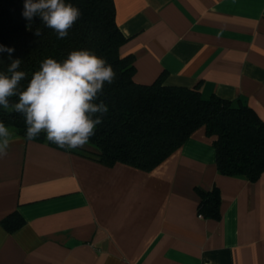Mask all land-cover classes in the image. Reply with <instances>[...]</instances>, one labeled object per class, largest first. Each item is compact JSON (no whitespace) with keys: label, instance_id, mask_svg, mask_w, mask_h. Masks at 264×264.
<instances>
[{"label":"crops","instance_id":"crops-1","mask_svg":"<svg viewBox=\"0 0 264 264\" xmlns=\"http://www.w3.org/2000/svg\"><path fill=\"white\" fill-rule=\"evenodd\" d=\"M134 79L163 75L264 120V0H113ZM0 158V264H264V172L223 175L203 131L155 168L106 166L12 130ZM216 186L219 217L200 215ZM18 212L13 232L1 223Z\"/></svg>","mask_w":264,"mask_h":264},{"label":"trees","instance_id":"trees-1","mask_svg":"<svg viewBox=\"0 0 264 264\" xmlns=\"http://www.w3.org/2000/svg\"><path fill=\"white\" fill-rule=\"evenodd\" d=\"M24 3L25 0H0V45L14 49L11 55L0 53V73L7 74L11 61L20 59L17 70L26 73L20 90L27 87L46 58L63 62L74 50L94 52L116 73L114 81L106 82L94 101H103L108 112L87 143L90 150H84L83 155L106 166L124 163L149 171L191 135L203 131L211 138L215 164L221 174L255 181L264 172V120L251 108L216 96L203 98L198 88L165 85L163 75L150 83L134 79V56L120 52L127 39L116 23L113 0H65L77 7L81 15L64 39H58L41 17L26 20L22 15ZM37 29L40 36L35 35ZM9 101L10 105L18 102V96ZM0 122L26 138V122L21 113L0 107ZM45 135L41 132L34 140ZM198 194V213L218 218L217 187L199 189ZM23 222L18 212L1 221L10 232Z\"/></svg>","mask_w":264,"mask_h":264},{"label":"clouds","instance_id":"clouds-1","mask_svg":"<svg viewBox=\"0 0 264 264\" xmlns=\"http://www.w3.org/2000/svg\"><path fill=\"white\" fill-rule=\"evenodd\" d=\"M26 20L39 16L45 26L64 39L68 30L79 19L81 12L65 0H25L22 12ZM40 36L41 31L36 30ZM14 51L0 45V53ZM20 59L11 61L7 74L0 73V107L21 113L26 122V139L32 141L41 132L60 148L83 147L103 122L108 107L103 101L95 103L104 84H111L115 71L106 61L89 50L71 51L63 62L46 58L38 71L32 74L24 90L19 89L26 73L18 71ZM18 96L11 104L9 98ZM100 114V115H96ZM11 133L0 122V158L8 154Z\"/></svg>","mask_w":264,"mask_h":264}]
</instances>
